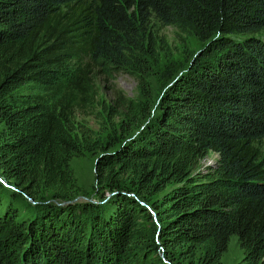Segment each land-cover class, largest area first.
I'll use <instances>...</instances> for the list:
<instances>
[{
	"label": "trees",
	"instance_id": "1",
	"mask_svg": "<svg viewBox=\"0 0 264 264\" xmlns=\"http://www.w3.org/2000/svg\"><path fill=\"white\" fill-rule=\"evenodd\" d=\"M156 26L204 49L155 103ZM100 69L137 76L142 101L118 95L92 144L74 117ZM263 141L264 0H0V264H218L233 237L238 264H264ZM85 152L99 202L77 206Z\"/></svg>",
	"mask_w": 264,
	"mask_h": 264
},
{
	"label": "rangeland",
	"instance_id": "2",
	"mask_svg": "<svg viewBox=\"0 0 264 264\" xmlns=\"http://www.w3.org/2000/svg\"><path fill=\"white\" fill-rule=\"evenodd\" d=\"M159 34L166 38L168 50L162 53L160 59H144L142 65L144 72L148 77L147 92L153 102H157L163 92L172 84L176 77L186 72L191 68L194 60L204 49V44L196 37H183L178 33L177 28L173 26L159 27L156 26ZM95 81L98 88V97L94 105L83 111L77 112L74 117L75 135L80 137L86 135L87 141L92 144L104 143L107 135L112 128L117 127L122 118L111 116L110 108H115V101L118 95L123 97L134 98L137 101H142L139 96V80L127 70H96ZM84 143V139L82 140ZM86 141V139H85ZM99 141V142H96ZM264 149V141L262 142ZM96 154L85 152L81 158L72 160V168L74 175L80 187V196L77 197L72 204L77 206H85V204H97L99 199L91 194V197H85L82 194L88 192V187L94 181L93 167ZM219 163L217 154L209 153L202 160L195 173H206L209 169H213ZM132 197H134L132 195ZM135 198V197H134ZM30 207H33L34 202L30 199ZM65 205V203H58ZM144 207V203H141ZM157 223L155 219L151 223L145 225L147 235L156 239ZM160 256L164 257L163 251L160 250ZM243 258V253L238 246L236 238H231L226 251L222 254L218 264H238ZM193 264H197L195 259H192ZM175 264H186V262L175 261Z\"/></svg>",
	"mask_w": 264,
	"mask_h": 264
}]
</instances>
